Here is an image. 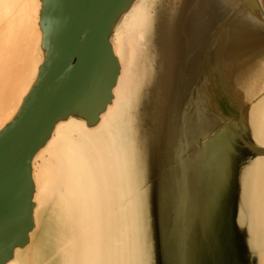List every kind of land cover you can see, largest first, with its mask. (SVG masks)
Returning a JSON list of instances; mask_svg holds the SVG:
<instances>
[{"label":"water","instance_id":"95a60500","mask_svg":"<svg viewBox=\"0 0 264 264\" xmlns=\"http://www.w3.org/2000/svg\"><path fill=\"white\" fill-rule=\"evenodd\" d=\"M137 1L40 0L43 61L0 128V264L32 244L34 160L56 127L95 129L114 106L112 38ZM181 1L146 125L147 264H264V0Z\"/></svg>","mask_w":264,"mask_h":264},{"label":"bare ground","instance_id":"6f19581e","mask_svg":"<svg viewBox=\"0 0 264 264\" xmlns=\"http://www.w3.org/2000/svg\"><path fill=\"white\" fill-rule=\"evenodd\" d=\"M179 1L138 0L133 5L112 38L122 64L114 106L95 129L77 118L60 123L35 157L37 197L38 166L49 158V166L58 169L47 193L64 202L75 230L72 254L64 264H147L141 200L146 125L182 8ZM40 10V0H0V128L16 115L43 61ZM10 47L16 53L12 57ZM8 57H15L14 67ZM255 169L264 173V163ZM260 204L264 226V198Z\"/></svg>","mask_w":264,"mask_h":264},{"label":"rangeland","instance_id":"374dc122","mask_svg":"<svg viewBox=\"0 0 264 264\" xmlns=\"http://www.w3.org/2000/svg\"><path fill=\"white\" fill-rule=\"evenodd\" d=\"M12 52L14 48L10 47L8 49L10 57L16 54ZM14 60L15 57H8L7 63L12 61L8 63L9 66L14 67ZM0 76H2L1 73ZM57 169L49 166V158L43 159L38 166V179L41 186L36 213L38 226L33 233L32 244L18 254V264H64L66 255L72 254L75 230L72 224H69L68 210L57 194L49 196L47 193L49 178Z\"/></svg>","mask_w":264,"mask_h":264}]
</instances>
